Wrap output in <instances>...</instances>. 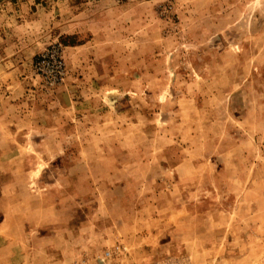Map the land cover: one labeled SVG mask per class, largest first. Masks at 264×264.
<instances>
[{"label":"rangeland","instance_id":"1","mask_svg":"<svg viewBox=\"0 0 264 264\" xmlns=\"http://www.w3.org/2000/svg\"><path fill=\"white\" fill-rule=\"evenodd\" d=\"M9 1L0 264H264V0Z\"/></svg>","mask_w":264,"mask_h":264},{"label":"built area","instance_id":"2","mask_svg":"<svg viewBox=\"0 0 264 264\" xmlns=\"http://www.w3.org/2000/svg\"><path fill=\"white\" fill-rule=\"evenodd\" d=\"M35 72L45 85L51 87L60 84L66 75L61 44H51L40 52L33 62ZM69 264H130L126 247L119 241L104 248L95 255L85 254ZM155 264H177L175 260ZM179 264V263H178Z\"/></svg>","mask_w":264,"mask_h":264},{"label":"crops","instance_id":"3","mask_svg":"<svg viewBox=\"0 0 264 264\" xmlns=\"http://www.w3.org/2000/svg\"><path fill=\"white\" fill-rule=\"evenodd\" d=\"M42 2H43V0H24L25 4L35 5V6L40 4V3H42ZM7 3H10V1L9 0H0V6L3 5V4L5 5ZM238 218L241 219V214H239ZM243 218H244V220H247L248 222H247L246 225H244L242 227H239V228L243 229V231H245V230L247 231L248 230L249 233H251V232L253 233L255 231V229H256L255 228L256 227V223L253 220L254 219V214H243ZM193 233H194L193 232V228H190V235H192ZM244 251H246V250H244ZM238 259H242V258H240V256H239Z\"/></svg>","mask_w":264,"mask_h":264}]
</instances>
